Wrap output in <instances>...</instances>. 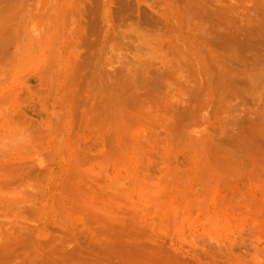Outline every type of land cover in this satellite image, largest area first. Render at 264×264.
<instances>
[{"label":"rangeland","instance_id":"rangeland-1","mask_svg":"<svg viewBox=\"0 0 264 264\" xmlns=\"http://www.w3.org/2000/svg\"><path fill=\"white\" fill-rule=\"evenodd\" d=\"M261 236L264 0H0V264H264Z\"/></svg>","mask_w":264,"mask_h":264},{"label":"bare ground","instance_id":"bare-ground-1","mask_svg":"<svg viewBox=\"0 0 264 264\" xmlns=\"http://www.w3.org/2000/svg\"><path fill=\"white\" fill-rule=\"evenodd\" d=\"M10 66H12V65H10ZM20 66V65H19ZM18 67V66H17ZM17 69V68H16ZM33 69V68H32ZM17 72V71H16ZM14 75V74H13ZM8 81V80H7ZM11 82H13V81H11ZM17 83V82H16ZM4 89V88H3ZM4 99V98H3ZM7 99V98H6ZM11 99V98H10ZM13 99V98H12ZM11 99V100H12ZM14 102V101H13ZM13 105V104H12ZM7 113V112H6ZM25 122V121H24ZM21 125V124H20ZM8 126V125H7ZM12 135V134H11ZM22 148V147H21ZM17 150V149H16ZM116 150V149H115ZM6 152V151H5ZM19 154V153H18ZM9 156V155H8ZM12 157V156H11ZM15 159V158H14ZM80 160V159H79ZM83 160V159H82ZM18 161V160H17ZM127 161V160H126ZM3 162V161H2ZM65 163V162H64ZM71 163H72V161H71ZM129 163V162H128ZM73 164L74 163H72V166H73ZM4 165V164H3ZM44 165V164H43ZM5 166V165H4ZM75 166V165H74ZM30 167V166H29ZM76 167V166H75ZM1 168H2V166H1ZM9 168V167H8ZM14 169H16L15 167H14ZM13 169V170H14ZM72 169V168H71ZM70 169V170H71ZM99 169V168H98ZM117 169V168H116ZM10 170H12V169H10ZM78 170V169H77ZM24 171V170H23ZM37 171V170H36ZM69 171V170H68ZM123 171H124V169H123ZM20 172V171H19ZM72 172V171H71ZM79 172V171H78ZM180 172V171H179ZM184 172V171H183ZM186 172V171H185ZM23 173V172H22ZM32 173V172H31ZM63 173V172H62ZM20 174V173H19ZM69 174H70V172H69ZM69 174H67V175H69ZM72 174H74V173H72ZM129 174V173H128ZM184 174V173H183ZM26 175H27V173H26ZM75 175V174H74ZM213 175V174H212ZM212 175H210V176H212ZM21 176V175H20ZM29 176V175H28ZM71 176V175H70ZM78 176V175H77ZM121 176V175H120ZM15 177H17V176H15ZM37 177V176H36ZM35 177V178H36ZM196 177V176H195ZM18 178V177H17ZM16 178V179H17ZM67 178H68V176H67ZM66 178V179H67ZM88 178V177H87ZM27 179V178H26ZM218 179V178H217ZM14 180V179H13ZM25 180V179H24ZM73 180V179H72ZM108 180H109V178H108ZM6 181V180H5ZM5 181H4V183H5ZM10 181V180H9ZM8 181V182H9ZM212 181V180H211ZM220 181V180H219ZM7 182V181H6ZM73 182V181H72ZM82 182H83V180H82ZM93 182V181H92ZM223 182H224V180H223ZM66 183V182H65ZM70 183V182H69ZM69 183H68V185H69ZM111 183V182H110ZM212 184V183H211ZM229 184V183H228ZM65 185V184H64ZM66 185H67V183H66ZM67 185V186H68ZM75 185V184H74ZM221 185V184H220ZM12 186V185H11ZM43 186V185H42ZM188 186V185H187ZM212 188H213V186L212 185H210ZM217 186V185H216ZM48 187V186H47ZM68 187H70V186H68ZM77 187H79V186H77ZM192 187V186H191ZM219 187V186H218ZM217 187V188H218ZM11 188V187H10ZM61 188V187H60ZM80 188V187H79ZM189 188V187H188ZM222 188V187H221ZM228 188V187H227ZM70 189V188H69ZM73 189V188H72ZM72 189H70V190H72ZM60 190H62V189H60ZM77 190V189H76ZM75 190V191H76ZM81 190V189H80ZM83 190V189H82ZM81 190V191H82ZM75 191H74V193H75ZM85 191V190H84ZM187 191V190H186ZM215 191H217V190H215ZM78 192V191H77ZM190 192H191V190H190ZM250 192V191H249ZM248 192V193H249ZM61 193V192H60ZM184 193H185V191H184ZM26 194V193H25ZM31 194V193H30ZM38 194V193H37ZM83 194V193H82ZM36 195V194H35ZM63 195V194H62ZM74 195V194H73ZM77 195V194H76ZM75 195V196H76ZM194 195V194H193ZM211 195H212V193H211ZM210 195V196H211ZM218 195V194H217ZM63 196H65V194L63 195ZM86 196H87V194H86ZM68 197V196H67ZM214 197V196H213ZM56 198V197H55ZM54 198V199H55ZM62 198V197H61ZM69 198V197H68ZM195 198V197H194ZM212 198V197H211ZM6 200V199H5ZM21 200V199H20ZM23 200V199H22ZM56 201V200H55ZM63 201V200H62ZM65 201V200H64ZM70 201V200H69ZM71 202V201H70ZM89 202H91L90 200H89ZM106 202V201H105ZM62 203V202H61ZM65 203V202H64ZM68 203V202H67ZM75 203V202H74ZM212 203V202H211ZM214 203V202H213ZM52 204V203H51ZM244 204V203H243ZM81 205V204H80ZM199 205V204H198ZM207 205V204H206ZM44 206H46V205H44ZM49 206V205H48ZM52 206H53V204H52ZM63 206V205H62ZM64 206H66V205H64ZM94 206V205H93ZM213 206V205H212ZM71 207V206H70ZM76 207V206H75ZM119 207V206H118ZM169 207V206H168ZM192 207V206H191ZM22 208V207H21ZM49 208V207H48ZM51 208H53V207H51ZM78 209H80L79 207H77ZM83 208V207H82ZM85 209L87 208V207H84ZM83 208V209H84ZM23 209V208H22ZM65 209V208H64ZM77 209V210H78ZM83 209H81V210H83ZM26 210V209H25ZM51 210V209H50ZM53 210V209H52ZM51 210V211H52ZM73 207H72V212H73ZM184 210V209H183ZM251 210V209H250ZM27 211V210H26ZM29 211V210H28ZM34 211V210H33ZM36 211V210H35ZM34 211V212H35ZM58 211V210H57ZM69 211V210H68ZM75 211V210H74ZM206 211H208V210H206ZM61 212V211H60ZM66 212V211H65ZM90 212V211H89ZM92 212V211H91ZM219 212V211H218ZM221 212V211H220ZM245 212V211H244ZM33 213V212H32ZM38 213V212H37ZM55 213V212H54ZM14 214V213H13ZM18 214V213H17ZM39 214V213H38ZM38 214H37V216H38ZM93 214V213H92ZM223 214V213H222ZM161 215H162V213H161ZM188 215V214H187ZM221 215V214H220ZM219 215V216H220ZM229 215V214H228ZM15 216V215H14ZM21 216V215H20ZM34 216V215H33ZM56 216V215H55ZM65 216V215H64ZM83 216V215H82ZM92 215H90V217H91ZM95 216V215H94ZM103 216V215H102ZM12 217V216H11ZM69 217H70V215H69ZM83 217H85V216H83ZM87 217H88V215H87ZM10 218V217H9ZM52 218H54V217H52ZM57 218V217H56ZM61 219H62V217H61ZM68 219V218H67ZM72 219V218H71ZM91 219H93V218H91ZM102 219V218H101ZM170 219V218H169ZM94 220H96V219H94ZM100 220V219H99ZM12 221V220H11ZM70 221V220H69ZM168 221V220H167ZM225 221V220H224ZM59 222V221H58ZM61 222H63V220H61ZM67 222V221H66ZM76 222V221H75ZM74 222V223H75ZM79 222V221H78ZM169 222V221H168ZM248 222V221H247ZM65 223V222H64ZM63 223V224H64ZM23 224H25V223H23ZM66 225V224H65ZM64 225V226H65ZM72 225H73V222H72ZM75 225V224H74ZM87 225V224H86ZM234 225V224H233ZM59 226V225H58ZM70 226V225H69ZM9 227V226H8ZM61 227V226H60ZM13 228V227H12ZM69 229V228H68ZM172 229V228H171ZM32 230V229H31ZM259 230V229H258ZM6 231V230H5ZM69 231H71V230H69ZM30 233V232H29ZM95 233V232H94ZM166 233H168V232H166ZM173 233V232H172ZM157 234V233H156ZM43 235V234H42ZM225 235V234H224ZM262 235V234H261ZM31 236V235H30ZM56 236V235H55ZM58 236V235H57ZM81 236H83V235H81ZM35 237V236H34ZM262 237V236H261ZM120 238V237H119ZM225 238V237H224ZM262 238H264V237H262ZM60 239V238H59ZM77 239V238H76ZM124 239V238H123ZM130 239V238H129ZM128 239V240H129ZM87 240V239H86ZM89 240V239H88ZM138 239H135V240H133L134 242H135V244L138 242L137 241ZM54 241V240H53ZM113 241L114 240H112L111 242L113 243ZM120 241V240H119ZM123 241V240H122ZM126 241L127 240H125V243H126ZM137 241V242H136ZM7 242V241H6ZM8 242H10V241H8ZM26 242H28V241H26ZM41 242V241H40ZM45 242V241H44ZM110 242V243H111ZM114 242H117V241H114ZM121 242V241H120ZM128 242V241H127ZM143 242H145V241H143ZM11 243H12V241H11ZM10 243V244H11ZM15 243H16V241H15ZM129 243V242H128ZM127 243V244H128ZM23 244V243H22ZM21 244V245H22ZM41 244V243H40ZM114 244V243H113ZM117 244V243H116ZM119 244V243H118ZM126 244V245H127ZM132 244V247H134V243H131ZM207 244V243H206ZM1 245V244H0ZM9 245V244H8ZM12 245V244H11ZM102 245H103V243H102ZM121 245H122V243H121ZM120 245V246H121ZM124 245V244H123ZM122 245V246H123ZM137 245V244H136ZM198 245V244H197ZM2 246V245H1ZM3 246H4V244H3ZM129 246V245H128ZM156 246L157 247H159L158 249L156 248ZM196 246V245H195ZM126 247V246H125ZM136 247H138V246H135V248ZM152 247V246H151ZM153 247H155V249L158 251V253L157 254H154L153 255V257H150V259H151V263L150 264H246V262H245V260L243 259V257L240 255V254H233L232 256H230V255H228L229 257H224L225 259H221L222 261L220 262V263H218L217 261V259H219V258H217V259H215V257L213 256V255H215L216 254V252H214V254L212 253L211 255L210 254H205V253H207V251L205 250L206 248H203V247H201V249H203L202 251H206V252H204V255H202L203 256V259H201L202 258V256L200 257V259L199 258H196V257H194V256H192V257H194V258H191L190 256L188 257L187 255H185V254H182V253H180L179 251H177V254H176V252L174 253V254H169L170 252H171V248H169L170 249V251H169V253H168V249L167 248H163V246L162 247H160V245L158 246V245H155V246H153ZM3 248V247H2ZM8 248V247H7ZM17 248V247H16ZM32 248H33V246H32ZM118 248V247H117ZM149 248V247H148ZM163 248V249H162ZM200 248V247H199ZM199 248H197L198 250H201V249H199ZM107 249V248H106ZM120 249V248H119ZM118 249V251L120 252V250ZM137 249V248H136ZM150 249V248H149ZM152 249V248H151ZM154 249V248H153ZM151 250V252H155L156 250ZM232 249V248H231ZM230 249V250H231ZM34 250V249H33ZM123 250H125V249H123ZM173 250V249H172ZM10 251V250H9ZM167 251V253H165ZM174 251V250H173ZM210 251V250H209ZM212 251V250H211ZM220 250L218 249V252H219ZM125 253L127 252V251H124ZM185 252V251H184ZM200 252V251H199ZM217 252V253H218ZM235 252V251H234ZM124 253V254H125ZM127 253H129V252H127ZM172 253V252H171ZM181 255H180V254ZM195 253V252H194ZM209 253V252H208ZM230 253V252H229ZM116 254V253H115ZM122 254V253H121ZM152 254V253H151ZM190 254V253H189ZM202 254V253H201ZM222 254V253H221ZM230 254H232V253H230ZM46 255V254H45ZM55 255V254H54ZM123 255V254H122ZM127 255V254H126ZM129 255V254H128ZM133 255V254H132ZM125 256V255H124ZM217 256H218V254H217ZM121 257V256H120ZM219 257V256H218ZM255 257V256H254ZM45 258V257H44ZM111 258V257H110ZM251 258V257H250ZM28 259V258H27ZM48 259V258H47ZM35 260V259H34ZM44 260V259H43ZM123 260V259H122ZM128 260V259H127ZM137 260V259H136ZM141 260V259H140ZM152 260H153V262H152ZM132 261H133V259H132ZM147 261H150L149 259H147ZM217 263H216V262ZM220 261V260H219ZM38 262V261H37ZM47 262V261H46ZM135 262V261H134ZM137 262V261H136ZM139 262V261H138ZM137 262V263H138ZM130 263V262H129ZM132 263V262H131ZM130 263V264H131ZM136 263V264H137ZM27 264H28V261H27ZM35 264V263H34ZM134 264V263H133ZM138 264H140V263H138ZM143 264H145V263H143ZM147 264V263H146Z\"/></svg>","mask_w":264,"mask_h":264}]
</instances>
